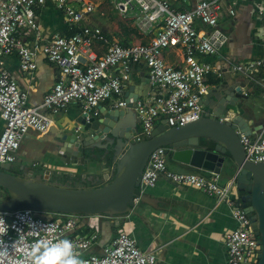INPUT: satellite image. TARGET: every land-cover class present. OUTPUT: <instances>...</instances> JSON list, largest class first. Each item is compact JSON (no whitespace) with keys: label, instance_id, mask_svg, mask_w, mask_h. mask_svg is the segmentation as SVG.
Wrapping results in <instances>:
<instances>
[{"label":"built area","instance_id":"built-area-1","mask_svg":"<svg viewBox=\"0 0 264 264\" xmlns=\"http://www.w3.org/2000/svg\"><path fill=\"white\" fill-rule=\"evenodd\" d=\"M233 1L197 0L190 9L174 10L167 0H108L117 16L131 18L140 33L151 34L147 41L122 45L92 22L91 15L94 12L103 15V10L91 0H0V164L13 162L26 134L45 132L50 116L69 103L79 105L84 120L97 116V107L104 100L110 99L113 107L124 108V89L133 66L138 64L145 68L149 89L137 95L132 107L139 124L132 141L143 140L160 120L168 127H178L198 119L202 113L199 100L211 87L205 83V77L212 73L218 79L221 75L203 57L216 55L225 45L227 35L217 21L224 14H234ZM48 3L62 14L66 27L74 29L72 34L55 33L46 41L41 39L36 11ZM251 12L259 21L261 53L244 62H230L225 69L248 81L253 80L254 72L264 68V0H259ZM95 44L101 47V52H96ZM170 46L181 51L179 66L169 65L163 59L162 53ZM36 53L56 67L57 76L38 105H27L26 94L6 69L4 59L15 55L18 69L28 74L36 68ZM239 141L245 159L264 161V122L252 134H241ZM164 150L165 147L158 146L148 154L134 188L133 206L159 176L197 189L217 201L223 200L231 207L237 224L224 235L226 263L255 264L258 245L249 220L227 197L233 180L220 185L218 173L204 176L171 171L165 166ZM35 213L39 212L29 208L0 211L8 225L3 240L9 247L8 256L0 258V264H30L27 256L34 243L64 238L73 242L75 251L87 264L155 263V255L139 249L134 238L124 231L117 232L101 247L100 253L84 255L97 242V232L70 234L78 219L85 215L52 213L55 218L45 219Z\"/></svg>","mask_w":264,"mask_h":264},{"label":"crops","instance_id":"crops-1","mask_svg":"<svg viewBox=\"0 0 264 264\" xmlns=\"http://www.w3.org/2000/svg\"><path fill=\"white\" fill-rule=\"evenodd\" d=\"M91 1L97 7L102 8L103 15L94 12L90 19L93 23L98 24L107 36L114 38L119 43L127 40L128 44L149 39L150 33L143 35L138 31L131 18L117 16L110 9L106 0ZM167 1L174 10H186L190 9L197 0ZM258 1L234 0V14H224L218 19L217 26L227 35L228 49L221 53L223 46L216 55L204 56L203 58L212 63L214 67L217 63L218 67L216 68L221 73L226 68L227 62H244L261 53L259 21L251 12ZM226 4V2L223 3L224 7ZM106 8L112 16L129 22V24L114 21L107 23L109 18L104 17ZM36 21L41 31V39L44 41L55 33L64 34L65 29H67L62 14L56 11L50 3L36 11ZM196 26L199 27L197 23ZM129 32L137 33L140 38L137 41L130 40ZM93 48L97 53L102 50L98 44H95ZM162 56L169 65L179 66L181 64V51L176 46L167 48ZM4 61L6 69L16 81L19 89L25 92L27 105H38L43 94L49 90L57 76L56 67L40 53L35 54L36 68L28 74L18 69L15 55L5 57ZM253 76V80H249L243 84V87H240L244 97L237 100L234 110L238 111L251 127L258 130V125L264 122V119L261 118L262 114L264 115V68L258 69ZM233 77L243 78L239 74H234ZM217 81L218 79L212 73L205 77V83L210 86L215 85ZM129 82L136 85L142 84L141 92L148 91L147 73L142 65L133 66L124 92ZM236 82L240 83L241 80H236ZM98 106L100 109L112 107V100L101 101ZM78 115H80V107L77 103H69L64 109L51 115L50 125L45 132L26 134L15 159L25 158L22 151L23 146L26 148L35 147L36 152L42 155L43 171H49L51 181L56 177V174L64 173L69 175L68 178L75 177L78 182H81L80 174L91 176V179L96 178L95 185L104 182L103 174L112 171L109 163L106 164V170L100 168L98 159L85 165L67 166L60 162L54 153V136L59 131L68 130L72 127L74 119ZM255 118L262 120L258 121ZM1 127L2 121L0 120V130ZM164 160L166 168L174 172H194L204 176L209 173L174 161L167 154H164ZM12 164L17 171L19 166H27L34 173H43V171H34L36 169L33 167L34 162L29 163L28 160ZM219 177L220 185H225L232 179L224 173H219ZM81 184L89 185L88 182L85 184L81 182ZM229 191L227 197L233 201V192L231 189ZM142 195L143 201H139L132 211L123 215H111L109 219L97 216H81L70 235H85L87 233L81 234L79 231L84 228H95L98 239L95 245L90 248L95 254L100 253L101 247L107 245L117 232L124 231L134 238L139 249L155 255L154 264H227L224 235L234 229L237 224L231 215V207L225 201H217L215 197L192 187L174 184L163 176H159L154 186L147 188ZM115 226L118 227L114 228Z\"/></svg>","mask_w":264,"mask_h":264},{"label":"water","instance_id":"water-1","mask_svg":"<svg viewBox=\"0 0 264 264\" xmlns=\"http://www.w3.org/2000/svg\"><path fill=\"white\" fill-rule=\"evenodd\" d=\"M226 68L216 84L201 96L202 113L198 119L178 127H168L160 120L149 135L137 142L131 140L136 131L132 107L142 84L129 82L124 108L98 106L97 116L84 120L80 114L72 127L54 136V153L67 166L98 159L100 168L106 170L109 163L112 171L103 174L104 182L95 185L96 178L80 174L81 182L89 185L71 187L51 181L48 170L34 173L27 166H19L17 171L10 163H2L0 187L6 190L7 197L0 201V211L29 208L35 212L85 216L130 212L134 208V188L147 156L152 149L163 146L164 154L174 161L232 178L233 203L248 218L258 245L255 264H264V161L252 162L244 157L239 138L241 134H252L256 128L234 108L237 100L244 97L240 87L248 80L234 78ZM143 199L142 195L139 201Z\"/></svg>","mask_w":264,"mask_h":264},{"label":"clouds","instance_id":"clouds-1","mask_svg":"<svg viewBox=\"0 0 264 264\" xmlns=\"http://www.w3.org/2000/svg\"><path fill=\"white\" fill-rule=\"evenodd\" d=\"M7 231L8 225L0 216V258L7 257L9 254V247L3 240ZM27 260L30 264H87V261L75 251L73 242L67 238L58 239L55 242L38 240L31 246Z\"/></svg>","mask_w":264,"mask_h":264},{"label":"rangeland","instance_id":"rangeland-1","mask_svg":"<svg viewBox=\"0 0 264 264\" xmlns=\"http://www.w3.org/2000/svg\"><path fill=\"white\" fill-rule=\"evenodd\" d=\"M105 7V5H104ZM57 11V10H56ZM105 11V16L104 17H108L109 19L106 21L107 23L110 22V21H114V22H121V23H126V24H129V22H126V21H122L121 19H117L115 18L114 16H112L110 14V12L107 10V8L104 10ZM59 12V11H58ZM252 21H254L252 19ZM129 37H130V40L132 41H137L139 38H140V35H137V33L135 32H129ZM228 49V43H226L224 45V47L221 49V53L223 52H226V50ZM248 111V110H247ZM264 119V115L262 114V117ZM255 120H262V119H256ZM136 127L139 128V124H136ZM22 151L24 152L25 154V158L24 159H15L12 163H16L18 161H22V160H28V162H34V165L33 167H35L36 169H34V171L36 172H39V171H43V168H42V164H43V160H42V155L39 154L38 152H36V148L35 147H30V148H26L25 146H23L22 148ZM168 161V160H167ZM168 163V162H167ZM232 187V186H231ZM231 189V188H230ZM229 193H231L229 191ZM3 196V191L0 190V198ZM36 215L38 216H41L42 218H45V219H48V218H55V215L52 214V212H46V213H35ZM100 219V218H99ZM120 223V222H119ZM117 225V224H116ZM119 226V225H118ZM118 226H115L114 228L118 227ZM88 227V226H87ZM90 229L92 230V232H96L97 230H95V228L93 227H90ZM256 262V261H255Z\"/></svg>","mask_w":264,"mask_h":264},{"label":"trees","instance_id":"trees-1","mask_svg":"<svg viewBox=\"0 0 264 264\" xmlns=\"http://www.w3.org/2000/svg\"><path fill=\"white\" fill-rule=\"evenodd\" d=\"M106 1H108V0H106ZM120 27H123V25H120ZM74 32V29H65V31H64V34L65 35H70V34H72ZM122 45H127L128 43H127V40H124L123 41V43H121ZM68 174L67 175H65L64 173H61L60 175H58V174H56V177L54 178V179H52V181H59V182H61V183H68L71 187H75V186H79V185H82L81 184V182H78V181H76L75 180V177H73V178H68ZM0 190H2L3 191V196L0 198V201H2L3 199H5L6 197H7V192H6V190L4 189V188H2V187H0ZM125 214V213H124ZM108 215V214H107ZM120 215H123V214H120ZM89 228H84V229H82L81 231H79L81 234H85V233H87L88 234V232H89ZM111 230L113 231V228H111ZM92 230H90V232H91ZM89 232V233H90ZM94 251L93 250H91V249H89L88 251H86L85 253H83L84 255L85 254H88V253H93Z\"/></svg>","mask_w":264,"mask_h":264},{"label":"flooded vegetation","instance_id":"flooded-vegetation-1","mask_svg":"<svg viewBox=\"0 0 264 264\" xmlns=\"http://www.w3.org/2000/svg\"><path fill=\"white\" fill-rule=\"evenodd\" d=\"M11 164V163H10ZM11 168L13 169V170H15L14 168H13V164H11ZM33 171V170H32Z\"/></svg>","mask_w":264,"mask_h":264}]
</instances>
